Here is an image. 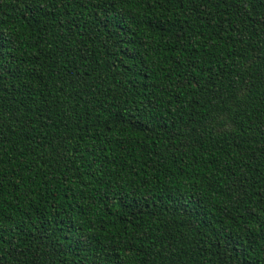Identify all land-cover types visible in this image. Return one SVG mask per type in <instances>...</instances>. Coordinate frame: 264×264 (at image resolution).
Here are the masks:
<instances>
[{
  "label": "trees",
  "instance_id": "trees-1",
  "mask_svg": "<svg viewBox=\"0 0 264 264\" xmlns=\"http://www.w3.org/2000/svg\"><path fill=\"white\" fill-rule=\"evenodd\" d=\"M0 264H264V0H0Z\"/></svg>",
  "mask_w": 264,
  "mask_h": 264
}]
</instances>
